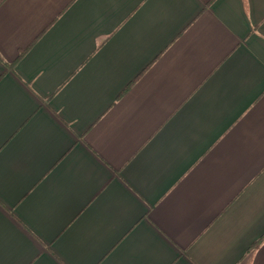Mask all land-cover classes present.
<instances>
[{"label":"crops","instance_id":"crops-1","mask_svg":"<svg viewBox=\"0 0 264 264\" xmlns=\"http://www.w3.org/2000/svg\"><path fill=\"white\" fill-rule=\"evenodd\" d=\"M0 264H264V0H0Z\"/></svg>","mask_w":264,"mask_h":264}]
</instances>
